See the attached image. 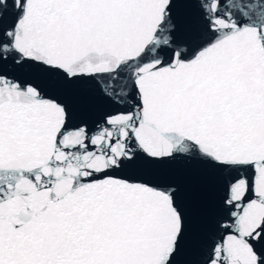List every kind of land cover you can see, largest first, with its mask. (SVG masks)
Instances as JSON below:
<instances>
[{
	"label": "snow or ice",
	"instance_id": "obj_1",
	"mask_svg": "<svg viewBox=\"0 0 264 264\" xmlns=\"http://www.w3.org/2000/svg\"><path fill=\"white\" fill-rule=\"evenodd\" d=\"M0 264H264V0H0Z\"/></svg>",
	"mask_w": 264,
	"mask_h": 264
}]
</instances>
